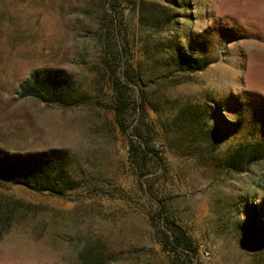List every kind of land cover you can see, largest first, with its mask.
Instances as JSON below:
<instances>
[{"label": "rangeland", "instance_id": "1", "mask_svg": "<svg viewBox=\"0 0 264 264\" xmlns=\"http://www.w3.org/2000/svg\"><path fill=\"white\" fill-rule=\"evenodd\" d=\"M132 2L122 41L163 158V204L205 264H264V158L247 153L264 145V0ZM106 8L0 0V147L66 150L77 182L61 198L0 181V264H78L85 247L102 246L110 264H170L114 123ZM177 50L206 66L189 71ZM43 70L63 71L83 102L19 97ZM116 189L129 202L108 196Z\"/></svg>", "mask_w": 264, "mask_h": 264}, {"label": "trees", "instance_id": "2", "mask_svg": "<svg viewBox=\"0 0 264 264\" xmlns=\"http://www.w3.org/2000/svg\"><path fill=\"white\" fill-rule=\"evenodd\" d=\"M107 15L104 19L105 54L102 64L107 73L113 95L114 123L127 139V162L149 205L143 208L160 248L167 253L170 264H205L199 247L172 217L162 202L163 190L155 180L164 172V163L153 131L142 116L144 103L139 92L141 78L125 57L123 45L124 10L133 6L132 0H106ZM108 47V48H107ZM189 71L201 70L207 63L184 55L177 50ZM61 70H43L30 73L19 86V97H32L54 105L75 106L84 96L71 89V82ZM250 146H245V152ZM247 150L249 162L264 158V145ZM66 150L49 148L35 151H11L0 147V181L26 186L37 192L68 198L77 188L75 172ZM111 198L129 202L117 189L107 193ZM106 247H85L79 255L78 264H110Z\"/></svg>", "mask_w": 264, "mask_h": 264}]
</instances>
